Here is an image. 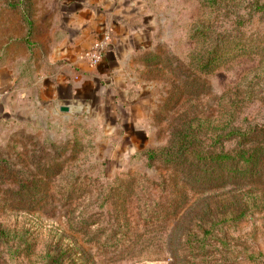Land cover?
Instances as JSON below:
<instances>
[{"label":"rangeland","instance_id":"1","mask_svg":"<svg viewBox=\"0 0 264 264\" xmlns=\"http://www.w3.org/2000/svg\"><path fill=\"white\" fill-rule=\"evenodd\" d=\"M64 1L0 0V222L30 240L0 245V264H264V159L252 180L190 189L173 164L147 157L187 122L212 120L218 104L243 100L240 119L264 123V51L229 59L237 36L264 50L252 0H131L137 33L119 83L129 102L110 119L93 105L53 112L36 97V40L60 31ZM247 87L252 97L233 95ZM94 212L99 221L84 227ZM205 215L226 242L195 253L186 234Z\"/></svg>","mask_w":264,"mask_h":264},{"label":"trees","instance_id":"2","mask_svg":"<svg viewBox=\"0 0 264 264\" xmlns=\"http://www.w3.org/2000/svg\"><path fill=\"white\" fill-rule=\"evenodd\" d=\"M248 8L264 18L263 1L252 0ZM21 15L27 23V40L32 31L31 19L24 10ZM236 38L237 40L234 38L230 41L234 52L231 53L229 59L237 53H247L249 56L263 53V46L260 47L257 43L258 37L242 39L237 36ZM223 58L216 54L208 61L219 63ZM205 65L202 62L200 66L203 68ZM233 95L235 97H252L254 92L247 87ZM246 107L243 100H234L229 107L218 104V110L212 120L209 117L201 118L196 127L192 126L190 121L182 125L172 134L168 144L147 152L148 160H159L168 166L173 164L184 181L189 184L190 189H204L223 183L235 184L254 179L261 169L264 159V123L247 122L246 118L240 119V115ZM223 111L227 113L225 119ZM205 124L206 126H204ZM211 124L213 126L210 134L204 135V139L199 137L198 132L202 133V131L208 130ZM227 143L233 144L226 146ZM111 188L113 186H105L104 190L98 194L97 207H103L111 194ZM245 210L246 207H243L242 211ZM205 216L209 217L208 220L202 219V217L198 218L194 231L186 234V245L195 253L206 254L212 248L213 242H220L222 245H225L226 242L225 237L215 235L218 222L212 216ZM229 218L235 220L239 217L230 216ZM98 221L99 214L94 212L82 220V225L86 227ZM18 231L17 228L0 222V245H7L12 241L14 244L16 242V248L20 244H24L25 248L29 247L30 240L27 237L24 238L22 233L16 234ZM54 262L58 264L59 260L55 259Z\"/></svg>","mask_w":264,"mask_h":264},{"label":"crops","instance_id":"3","mask_svg":"<svg viewBox=\"0 0 264 264\" xmlns=\"http://www.w3.org/2000/svg\"><path fill=\"white\" fill-rule=\"evenodd\" d=\"M134 4L138 5L131 0H65L60 31H47L45 38L36 40L43 50L36 62L37 99L51 105L53 112L69 105L70 113L80 114L93 105L101 107L106 118H114L116 107L129 102L127 89L119 83L127 82L120 70L133 52L137 33L131 22ZM105 31L111 41L103 60L91 66L84 52ZM8 79L3 76L2 82Z\"/></svg>","mask_w":264,"mask_h":264},{"label":"built area","instance_id":"4","mask_svg":"<svg viewBox=\"0 0 264 264\" xmlns=\"http://www.w3.org/2000/svg\"><path fill=\"white\" fill-rule=\"evenodd\" d=\"M111 35L108 31L103 32L96 38L89 49L84 52V57L91 66L99 64L103 60L104 52L110 43Z\"/></svg>","mask_w":264,"mask_h":264},{"label":"water","instance_id":"5","mask_svg":"<svg viewBox=\"0 0 264 264\" xmlns=\"http://www.w3.org/2000/svg\"><path fill=\"white\" fill-rule=\"evenodd\" d=\"M62 110H66V107H62Z\"/></svg>","mask_w":264,"mask_h":264}]
</instances>
